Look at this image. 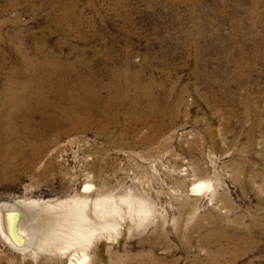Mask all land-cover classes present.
I'll return each instance as SVG.
<instances>
[{
    "label": "rangeland",
    "instance_id": "374dc122",
    "mask_svg": "<svg viewBox=\"0 0 264 264\" xmlns=\"http://www.w3.org/2000/svg\"><path fill=\"white\" fill-rule=\"evenodd\" d=\"M14 71L0 264H264V0H0Z\"/></svg>",
    "mask_w": 264,
    "mask_h": 264
},
{
    "label": "bare ground",
    "instance_id": "6f19581e",
    "mask_svg": "<svg viewBox=\"0 0 264 264\" xmlns=\"http://www.w3.org/2000/svg\"><path fill=\"white\" fill-rule=\"evenodd\" d=\"M47 60V59H46ZM43 64H44V66H48V63H47V61H44L43 62ZM51 66V65H50ZM26 67V66H25ZM47 68V67H46ZM30 71V70H29ZM36 70H34L33 71V73L35 72ZM51 71H53V70H51ZM54 71H55V68H54ZM57 71V70H56ZM15 73L16 72H18V71H14ZM12 74V77H11V86L10 87H12V89L10 90V92L12 91V93H10V92H8L7 90H5V89H3V91L0 93V118H2V116L3 115H5V113L7 112L6 110H8V109H14V110H16L17 108L16 107H18L19 108V106H20V103H22V101H24V102H29V101H31V97H33V96H36L35 94H33L32 93V88H35L36 86H35V84L36 83H34L33 81H31V80H27L26 82H24V83H18L17 82V78L19 77V75H20V73L21 72H18V73H16V74ZM25 73V72H24ZM27 73V72H26ZM51 74V73H50ZM17 75V76H16ZM28 75V74H27ZM37 75V74H36ZM21 82V81H20ZM39 88H41L42 89V87H40V86H38ZM137 88H139V86L137 87ZM13 91H15V92H13ZM137 91H139V89L137 90ZM43 92H45V89H44V91ZM40 95V94H39ZM39 95H37V97H39ZM116 96V95H115ZM36 97V98H37ZM35 98V99H36ZM35 99H34V101H35ZM41 99V98H40ZM33 100V99H32ZM9 102V103H8ZM36 102V101H35ZM39 102H41V101H39ZM30 103V102H29ZM28 103V104H29ZM27 104V105H28ZM25 106V105H24ZM29 106V105H28ZM21 107V106H20ZM27 108V107H26ZM6 109V110H5ZM23 109H24V107H23ZM13 110V111H14ZM10 112H12V111H10ZM18 112H19V110H18ZM22 112V111H21ZM13 113H16L15 111L13 112ZM69 113V112H68ZM70 113H71V111H70ZM72 113H73V111H72ZM75 113V112H74ZM7 114H9V112L7 113ZM21 114V113H20ZM20 114H18V115H20ZM23 114V113H22ZM40 114V113H39ZM77 114V113H76ZM11 115H13V114H11ZM17 115V114H16ZM17 115V116H18ZM79 116V115H78ZM4 117V116H3ZM15 117V116H14ZM27 117V116H26ZM25 117V118H26ZM18 118V117H17ZM22 118H23V116H22ZM69 118H71V117H69ZM4 119V118H3ZM3 119L2 120H0V121H3ZM21 119V118H20ZM19 119V120H20ZM24 119V118H23ZM62 119V118H61ZM74 119V118H73ZM6 120H8V119H6ZM12 120V119H11ZM65 120V119H64ZM63 120V121H64ZM68 120V119H67ZM79 120V119H78ZM26 121V120H25ZM32 121V120H31ZM50 121V120H49ZM52 121V120H51ZM118 121V120H117ZM8 122V121H7ZM6 122V123H7ZM53 122V121H52ZM57 122V121H56ZM75 122V121H74ZM77 122V121H76ZM119 122V121H118ZM17 123H18V120H17ZM26 124H27V122H25ZM60 123V122H59ZM19 124H20V121H19ZM12 124H9V126H11ZM34 125V124H33ZM19 125H17L16 127H18ZM26 126H28V125H26ZM20 127V126H19ZM21 127H22V125H21ZM25 127V126H24ZM10 128V127H9ZM12 128V127H11ZM29 128H30V126H29ZM18 129H20V128H18ZM14 130H16V128L14 129ZM22 130H24V133H25V129H22ZM22 130H21V132H22ZM33 130V129H32ZM32 130L30 131V132H32ZM11 131H12V129H11ZM70 131V130H69ZM41 132V131H40ZM9 133V130H7V127H6V125H4L3 123H1L0 122V148H1V150H2V148H4L5 146H6V144H7V141L9 140V139H11L12 138V142H11V145L13 146V147H15V146H18V142H17V140H16V138H18V137H15L16 136V133L15 132H10L11 133V135H10V133H9V135H7ZM18 133V132H17ZM29 133V132H28ZM66 133V132H65ZM30 134V133H29ZM32 134V133H31ZM41 134V133H40ZM19 135V134H18ZM39 135V134H38ZM31 136V135H30ZM32 136H34V135H32ZM36 136V135H35ZM24 137V136H23ZM22 137V138H23ZM39 137V136H38ZM8 138V139H7ZM28 138V137H27ZM31 138V137H30ZM29 138V139H30ZM34 138V137H33ZM26 140V139H25ZM30 140H32V139H30ZM37 140H38V138H37ZM29 141V140H28ZM23 144V143H22ZM35 144V143H34ZM38 144V143H37ZM9 145V144H8ZM7 145V146H8ZM20 145V144H19ZM27 145V144H26ZM25 145V146H26ZM20 146H22V145H20ZM34 147V146H33ZM28 148V147H27ZM35 148V147H34ZM8 149V148H7ZM12 149V148H11ZM36 149V148H35ZM6 150V149H5ZM19 150V149H18ZM3 151V150H2ZM11 151V150H10ZM20 151V150H19ZM18 151V152H19ZM22 151H23V149H22ZM25 151V150H24ZM41 151H43V150H41ZM1 152V151H0ZM4 152V151H3ZM17 152V153H18ZM14 153V152H13ZM12 153V154H13ZM15 153H16V151H15ZM36 154V153H35ZM8 155V154H7ZM3 156H4V154H3ZM11 157H13V156H11ZM22 157H23V155H22ZM2 158H4V157H2ZM10 158V157H9ZM21 158V157H20ZM19 158V159H20ZM3 160V159H2ZM13 160H11V162H12ZM18 161V160H17ZM33 162V161H32ZM13 163H15V162H13ZM0 164H2V162L0 163ZM4 165H5V163H3ZM8 164V163H7ZM11 164V163H10ZM9 166V165H8ZM13 166V165H12ZM10 169H12V168H10ZM203 189L204 188V186H201V187H199V189ZM99 202H102V201H99ZM104 202V201H103ZM102 202V203H103ZM109 202V201H108ZM96 203H98V202H96ZM105 203V202H104ZM106 203H107V201H106ZM110 204V203H109ZM35 205V204H34ZM96 205V204H95ZM104 205V204H103ZM113 205V204H112ZM13 206V205H12ZM11 206V207H12ZM49 206V205H48ZM68 206V205H67ZM97 206V205H96ZM95 207V206H94ZM99 207V206H98ZM115 207V206H114ZM101 208V207H100ZM109 208V207H108ZM96 209V208H95ZM41 210V209H40ZM97 210H99V208L97 209ZM92 212V211H91ZM94 214H96L97 215V217L99 218V219H108V218H111L112 220L114 219V218H116L117 217V215H119L118 214V212L117 211H114L113 209L112 210H108V211H102V209H101V211H94ZM23 217V216H22ZM13 219V218H12ZM54 220H56V219H54ZM73 221V220H72ZM70 222V221H69ZM80 222V221H79ZM21 223V222H20ZM107 223V222H106ZM68 224V223H67ZM70 224V223H69ZM12 225H13V222H12V220H11V218H9V214H6L5 212H4V210L2 209V208H0V229H1V231H2V234L4 235V236H7V238H9V239H11L13 236H12V232H11V227H12ZM58 225V224H57ZM63 225H64V222H63ZM79 225V224H78ZM78 225H77V227H78ZM108 225H111V224H109V223H107L105 226H102L101 225V223L99 222V224H95V223H92L89 219H88V217H87V215H84V218H83V227L81 228V229H79V230H77V231H73L74 232V236L76 237V238H78V239H80L82 242H90L93 238H94V236L97 234V233H99L100 231L101 232H104V231H107V227H108ZM23 226V225H22ZM60 226V225H59ZM69 226V225H68ZM73 226V225H72ZM71 226V227H72ZM25 227V226H24ZM75 227V226H74ZM76 227V228H77ZM58 230V229H57ZM68 230V229H67ZM108 233V232H107ZM23 234V233H22ZM65 234V233H64ZM69 234V233H68ZM101 234V233H100ZM63 235V234H62ZM65 236V235H64ZM67 237V241L68 240H70V239H72V237H71V235L70 236H66ZM65 237V238H66ZM5 238V237H4ZM52 238V237H51ZM64 238V239H65ZM8 240V239H7ZM64 241H66V240H64ZM78 241V240H77ZM50 242V241H49ZM36 243V242H35ZM71 243V242H70ZM75 243V242H74ZM49 244V243H48ZM51 245V244H50ZM64 245V244H63ZM77 245V244H76ZM34 247V246H33ZM16 248V247H15ZM84 248V247H83ZM32 249V248H31ZM67 249V248H66ZM18 250H20V248L18 249ZM83 250V249H82ZM85 250V249H84ZM74 251V250H73ZM79 252V251H78ZM89 256V255H88ZM78 264H86L87 263V256L86 255H82V258L81 259H79L78 261ZM147 264H151V263H147Z\"/></svg>",
    "mask_w": 264,
    "mask_h": 264
}]
</instances>
